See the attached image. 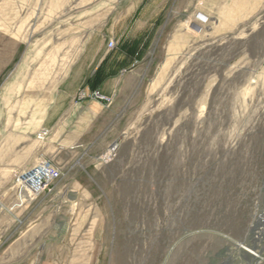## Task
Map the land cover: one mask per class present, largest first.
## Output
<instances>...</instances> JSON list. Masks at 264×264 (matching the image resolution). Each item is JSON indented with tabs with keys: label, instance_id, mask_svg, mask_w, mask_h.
I'll use <instances>...</instances> for the list:
<instances>
[{
	"label": "rangeland",
	"instance_id": "1",
	"mask_svg": "<svg viewBox=\"0 0 264 264\" xmlns=\"http://www.w3.org/2000/svg\"><path fill=\"white\" fill-rule=\"evenodd\" d=\"M113 33L144 58L94 119ZM34 156L60 193L11 211ZM0 237L34 264H264V0H0Z\"/></svg>",
	"mask_w": 264,
	"mask_h": 264
},
{
	"label": "crops",
	"instance_id": "2",
	"mask_svg": "<svg viewBox=\"0 0 264 264\" xmlns=\"http://www.w3.org/2000/svg\"><path fill=\"white\" fill-rule=\"evenodd\" d=\"M126 37H128L127 34L117 35L116 33H113V35L107 37V40L113 39L117 44L119 41H125ZM143 42H145V39H143ZM106 44H107L106 37H103L102 47H99L96 53L95 67L97 69L100 67V74L101 76L103 75L101 84H99L96 88L99 91H101L103 94L114 96L115 93H119L121 91L122 86H123L122 85L123 77H124V75L122 74L123 68L127 67V69H129V72L136 74L135 70L139 69V66L141 63L140 58H144V52H142L143 49L139 48V51L135 52L134 54L135 57L138 56L139 60L138 61L135 60L131 64L130 63L131 58L130 56H128V52H122L121 50L118 49L117 46L114 49H107L105 48ZM134 56L132 57L133 59L135 58ZM96 68L93 69L94 71L92 70L93 72H91L90 75L95 72ZM72 106L74 105L72 104ZM76 106L88 107L89 113H92V116L95 119L97 116H103L104 113L110 112L114 106V103L110 104V103H105V102L94 100V99L93 100L87 99L82 102H79V104ZM2 154L4 157L5 152L3 151ZM36 158L37 156H34L27 162V165L26 163L22 164L20 165V167H18V169L31 166ZM53 162L55 164H58V161L56 160H54ZM5 169H7V167ZM53 190L54 191H52L51 194H53V196H58L60 191L56 189H53ZM31 246L32 245L29 243H23L19 241L11 242L8 248L5 249V251H3L0 254V264H34V260L32 257L24 258V259L21 257L16 258V257H13V255L8 252L10 251L9 249L28 250L29 248L31 249Z\"/></svg>",
	"mask_w": 264,
	"mask_h": 264
},
{
	"label": "built area",
	"instance_id": "3",
	"mask_svg": "<svg viewBox=\"0 0 264 264\" xmlns=\"http://www.w3.org/2000/svg\"><path fill=\"white\" fill-rule=\"evenodd\" d=\"M114 45L115 42L113 40L107 42V46L110 49L113 48ZM88 96L102 102L110 101V98L106 97L98 90L92 91ZM48 134L49 130L42 127L37 131L36 139L43 141ZM61 175V170L50 160L45 158L36 159L31 166L16 170L11 179V190L14 194L13 202L9 209L11 211L24 210L41 196L51 192L60 180Z\"/></svg>",
	"mask_w": 264,
	"mask_h": 264
},
{
	"label": "trees",
	"instance_id": "4",
	"mask_svg": "<svg viewBox=\"0 0 264 264\" xmlns=\"http://www.w3.org/2000/svg\"><path fill=\"white\" fill-rule=\"evenodd\" d=\"M103 75L100 74V67L93 73L91 79H89L88 84L91 88H96L102 81Z\"/></svg>",
	"mask_w": 264,
	"mask_h": 264
},
{
	"label": "bare ground",
	"instance_id": "5",
	"mask_svg": "<svg viewBox=\"0 0 264 264\" xmlns=\"http://www.w3.org/2000/svg\"><path fill=\"white\" fill-rule=\"evenodd\" d=\"M200 17H201V15H200ZM202 18H203V17H202ZM200 19H201V18H200ZM202 20H203V19H202ZM193 26H194V25H193ZM195 26H196V25H195ZM195 26H194V27H195ZM195 28H196V27H195ZM262 218H263V217H262ZM252 254H253V253H252ZM254 255H255V254H254Z\"/></svg>",
	"mask_w": 264,
	"mask_h": 264
}]
</instances>
